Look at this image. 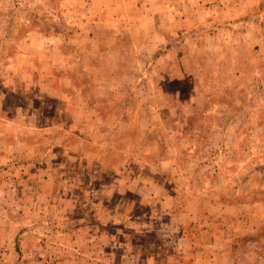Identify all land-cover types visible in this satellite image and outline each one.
I'll list each match as a JSON object with an SVG mask.
<instances>
[{"label": "rangeland", "instance_id": "1", "mask_svg": "<svg viewBox=\"0 0 264 264\" xmlns=\"http://www.w3.org/2000/svg\"><path fill=\"white\" fill-rule=\"evenodd\" d=\"M0 264H264V0H0Z\"/></svg>", "mask_w": 264, "mask_h": 264}]
</instances>
